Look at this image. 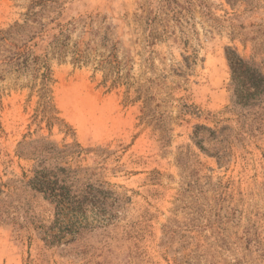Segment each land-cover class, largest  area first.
<instances>
[{"label": "rangeland", "instance_id": "rangeland-1", "mask_svg": "<svg viewBox=\"0 0 264 264\" xmlns=\"http://www.w3.org/2000/svg\"><path fill=\"white\" fill-rule=\"evenodd\" d=\"M227 51L264 72V0H0V264H264Z\"/></svg>", "mask_w": 264, "mask_h": 264}, {"label": "trees", "instance_id": "trees-1", "mask_svg": "<svg viewBox=\"0 0 264 264\" xmlns=\"http://www.w3.org/2000/svg\"><path fill=\"white\" fill-rule=\"evenodd\" d=\"M75 61L84 58V54L79 50L75 52ZM226 58L229 68V85L231 89V103L233 108L238 109L242 114V121L246 129L258 128L264 122V72L253 61L240 57L234 51H227ZM115 67L110 62V70L106 75L112 73L111 68ZM46 77V76H44ZM119 78V77H118ZM117 78V79H118ZM48 102L45 101L43 107L47 108ZM45 112V110H44ZM251 117V118H249ZM225 128L220 130L224 131ZM215 138V135L214 137ZM199 141H202L201 139ZM37 173V172H36ZM39 175V180L37 177ZM56 173L39 171L36 176L27 182L31 191L38 193L53 194L57 184ZM64 195H68L65 191ZM85 197L73 199L76 205H84ZM82 212V210H79ZM99 214H105L103 209L98 210ZM67 231L57 228V233L52 235V240H58L63 237Z\"/></svg>", "mask_w": 264, "mask_h": 264}]
</instances>
